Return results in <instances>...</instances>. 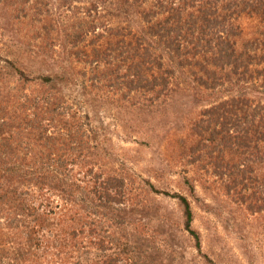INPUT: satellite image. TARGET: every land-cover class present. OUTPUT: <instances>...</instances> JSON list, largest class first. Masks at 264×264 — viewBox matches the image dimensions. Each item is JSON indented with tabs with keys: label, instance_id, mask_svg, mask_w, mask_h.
Instances as JSON below:
<instances>
[{
	"label": "rangeland",
	"instance_id": "rangeland-1",
	"mask_svg": "<svg viewBox=\"0 0 264 264\" xmlns=\"http://www.w3.org/2000/svg\"><path fill=\"white\" fill-rule=\"evenodd\" d=\"M172 1L0 0V144L3 134L8 139V123L25 118L28 112L22 104L29 96L36 99V105H45L48 97L50 106L60 100L68 127L86 132L80 146L83 153L75 158L79 163L62 177L64 187L71 186V192L51 190L49 185L44 191V208L63 224L57 228L60 234L79 208L92 209L85 201V180L89 178L87 171L95 168L126 182L127 200L120 207L125 208V225L110 228L108 219L102 223L108 227L112 251L120 248L131 263L212 264L207 261L210 258L215 264H264V212L251 213L232 200L207 156L198 160L190 152V146L200 139L192 129L202 112L251 89L243 82L226 80L214 88L201 85L199 77L211 82L205 70L183 64L150 36L145 37V44L162 58L167 71L173 72L168 89L163 94L129 91L123 82L126 54L120 49V38H125L120 37V30L126 40L134 38L130 29L144 36L142 11L157 8L161 12L160 4L169 6ZM238 24L239 49L264 31L255 16L244 14ZM9 61L20 66L29 79L14 73ZM50 73L65 78L53 89L41 80ZM31 112L32 117L35 105ZM64 122L57 117L50 133L63 138ZM16 130L17 125L13 126ZM38 133L29 137V130L24 129L20 156L41 148L43 140L37 139ZM260 151L264 154V142ZM226 156L232 157L231 151ZM253 158L249 162L263 177L264 159ZM176 193L191 200L193 227L201 235V249L184 228L182 207L173 196ZM12 199L0 202V253L5 250L8 255L3 264H81V260L96 264L104 254L92 245L97 237L89 236L84 242L71 240L68 245L64 230L58 242H42L30 249L25 226L15 221L21 213L19 200ZM83 214L88 211L81 210V218L86 216ZM145 228L148 231L144 233ZM131 242L134 246L136 242L144 244L142 251L134 249Z\"/></svg>",
	"mask_w": 264,
	"mask_h": 264
},
{
	"label": "trees",
	"instance_id": "trees-1",
	"mask_svg": "<svg viewBox=\"0 0 264 264\" xmlns=\"http://www.w3.org/2000/svg\"><path fill=\"white\" fill-rule=\"evenodd\" d=\"M179 1L177 4L173 0L169 6L161 3V12L157 8L144 9V36L133 34L130 29L129 33L134 38L126 40L123 30H120V37H125L120 38V49L126 54L122 60V69H125L123 82L129 91L163 94L168 89L173 72L167 71L162 58L150 45L145 44V37L150 36L183 64L199 66L202 71L205 70L211 82L204 77H199L198 81L207 88H214L225 80L247 84L246 88L251 91L239 92L206 108L196 119L192 130L200 139L190 146V152L198 160L207 156L232 200L244 205L251 213L264 212V176L256 174L254 166L249 162L250 157L264 159L260 151V145L264 142V31L253 40L246 41L242 49L237 45V37L241 34L238 20L244 14L257 17L264 27V0ZM9 64L14 73L22 79H29L20 66L12 61ZM64 79V76L57 73L41 76L42 82L49 84L52 89L58 80ZM257 80L261 82L258 84L255 82ZM49 99L46 98L45 105H36V99L29 96L26 103L22 104L28 112L25 118L18 123H8V139L3 134L4 143L0 144V202L8 203L12 198L19 200L21 213L16 214L15 221L19 226H25V239L30 249L36 245L41 246L42 242H58L64 230L67 234L64 239L68 245L71 240L84 242L89 236L98 238L92 240V245L104 254L96 264H133L129 257L120 253L119 246V250L112 251L110 241L107 240L110 236L106 234L108 227L114 228L120 226V223H126L125 208L120 209L127 200L126 182L120 176L105 175L90 168L87 171L89 178L85 180L88 197L85 201L87 205L90 203L92 209L79 208L71 216L72 221L65 222L68 226L63 228L61 234L57 228L63 224L56 221L49 209L44 208L43 198L44 191L48 190L47 185L51 190L71 192V186L64 187L62 177L73 171L79 163L75 158L83 153L80 146L86 136L84 128H74L73 125L68 127L66 113L61 111V101L54 100L50 106ZM34 105L35 113L31 117ZM57 117L63 122L65 120L66 135L63 138L50 133L49 128ZM15 125L18 130L13 131ZM25 128L29 130V137L39 132L37 139L43 140V144L34 153L26 151V155L20 156ZM228 151L232 153L229 159L226 156ZM41 160L44 162L39 163ZM192 194H195L193 189ZM173 196L182 207L185 230L195 240L197 248L201 249V235L193 227L195 213L191 200L182 194L176 193ZM81 210L88 211V214H83L86 215L84 218L79 215ZM88 217L93 218V221L90 222ZM103 219H108L110 223L107 228L102 223ZM142 231L145 233L148 229ZM111 242L115 243L114 240ZM131 246L142 251L144 244L136 242L134 246L131 242ZM6 252L3 250L0 253V264L7 258ZM207 261L215 264L210 258ZM85 263L88 264L81 260V264Z\"/></svg>",
	"mask_w": 264,
	"mask_h": 264
}]
</instances>
